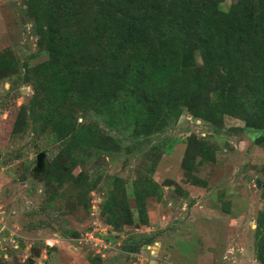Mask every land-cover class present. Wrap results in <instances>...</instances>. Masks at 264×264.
Returning <instances> with one entry per match:
<instances>
[{
    "label": "trees",
    "instance_id": "trees-1",
    "mask_svg": "<svg viewBox=\"0 0 264 264\" xmlns=\"http://www.w3.org/2000/svg\"><path fill=\"white\" fill-rule=\"evenodd\" d=\"M223 1L26 0L38 51L47 58L20 71L5 55L0 79L9 71L17 74L11 89L31 88L11 134L30 129L38 137L50 130L58 144L47 182H67L81 205H88L96 181L82 166L91 154L110 158L117 152V140L101 125L108 133L130 127L136 141L162 134L184 112L213 127L228 116L259 131L257 143L264 141V0H235L226 11L220 8ZM197 57L202 77L196 75ZM90 114L98 121H87ZM180 141L156 143L154 163ZM184 143L186 175L197 158L200 163L215 160L213 146L194 134ZM77 167L82 169L72 175ZM154 167L133 182L140 225L148 224L147 199L162 196V185L151 176ZM98 210L115 232L133 223L121 179L113 180ZM151 241L130 237L121 248L138 253ZM255 260L264 264V207L256 217Z\"/></svg>",
    "mask_w": 264,
    "mask_h": 264
},
{
    "label": "rangeland",
    "instance_id": "rangeland-1",
    "mask_svg": "<svg viewBox=\"0 0 264 264\" xmlns=\"http://www.w3.org/2000/svg\"><path fill=\"white\" fill-rule=\"evenodd\" d=\"M234 1L224 0L220 8L226 11ZM25 9L26 0H0V58L11 56L20 71L25 64L34 66L47 58L38 51ZM196 62V75L202 77L198 57ZM7 73L0 79V207L6 227L0 233V264L256 263V217L264 207V141L256 142L259 131L245 129L243 122L228 116L213 127L186 112L148 140L134 141L127 126L108 133L101 125L105 135L117 140V152L110 158L91 154L82 166L96 181L84 206L67 182L59 186L46 181L49 160L58 152L50 130L38 137L30 129L11 134L17 110L28 103L31 88L16 85L11 89L17 74ZM86 120L98 121L91 114ZM189 134L212 145L215 160L200 163L197 158L186 175L182 166ZM173 138L181 141L154 163L153 146ZM39 153L45 154L42 170L36 169ZM153 164L151 176L162 185V196L147 199L148 224L140 225L133 182ZM82 168L73 169L72 175ZM258 177L262 183H257ZM114 179L122 180L134 216L133 223L119 232L103 223L98 210ZM94 229L110 241L103 257L95 256L93 248L81 241ZM130 237L152 241L138 253L127 254L121 246Z\"/></svg>",
    "mask_w": 264,
    "mask_h": 264
},
{
    "label": "built area",
    "instance_id": "built-area-1",
    "mask_svg": "<svg viewBox=\"0 0 264 264\" xmlns=\"http://www.w3.org/2000/svg\"><path fill=\"white\" fill-rule=\"evenodd\" d=\"M4 212L1 210L0 207V233L6 229L4 219H3ZM96 230L90 231L89 233H86L84 237L81 239V241L85 242L86 244H89L93 250L95 251V255H99L100 257H103V251L110 250V241L106 239L103 232L99 231L94 233ZM3 242V239L0 237V246ZM102 254V255H101Z\"/></svg>",
    "mask_w": 264,
    "mask_h": 264
},
{
    "label": "water",
    "instance_id": "water-1",
    "mask_svg": "<svg viewBox=\"0 0 264 264\" xmlns=\"http://www.w3.org/2000/svg\"><path fill=\"white\" fill-rule=\"evenodd\" d=\"M44 158H45V154L44 153H39L36 157V169L38 170H42L43 169V166H44ZM102 159H105V157H102ZM257 183H262V179L261 178H257ZM19 248L21 250L24 249L23 245L22 244H19Z\"/></svg>",
    "mask_w": 264,
    "mask_h": 264
},
{
    "label": "crops",
    "instance_id": "crops-1",
    "mask_svg": "<svg viewBox=\"0 0 264 264\" xmlns=\"http://www.w3.org/2000/svg\"><path fill=\"white\" fill-rule=\"evenodd\" d=\"M14 232H12V234H13ZM26 251H27V248H26Z\"/></svg>",
    "mask_w": 264,
    "mask_h": 264
}]
</instances>
